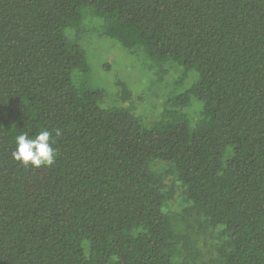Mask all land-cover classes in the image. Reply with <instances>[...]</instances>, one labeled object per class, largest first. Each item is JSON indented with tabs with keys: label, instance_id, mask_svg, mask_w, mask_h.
I'll return each instance as SVG.
<instances>
[{
	"label": "trees",
	"instance_id": "obj_1",
	"mask_svg": "<svg viewBox=\"0 0 264 264\" xmlns=\"http://www.w3.org/2000/svg\"><path fill=\"white\" fill-rule=\"evenodd\" d=\"M94 32L181 68L156 112ZM43 130L53 166L13 159ZM0 264H264V0H0Z\"/></svg>",
	"mask_w": 264,
	"mask_h": 264
},
{
	"label": "rangeland",
	"instance_id": "obj_2",
	"mask_svg": "<svg viewBox=\"0 0 264 264\" xmlns=\"http://www.w3.org/2000/svg\"><path fill=\"white\" fill-rule=\"evenodd\" d=\"M85 47L87 48L88 57L92 65L95 66V69L93 68L92 70L93 78H91L94 84L105 86L109 89L108 85L112 86L114 76L127 79L128 84L130 83V86L135 91L133 95L134 99L138 100L139 94H144L145 99L138 100L139 107L142 110L148 107L146 111L149 114L151 107L156 112V108L163 104L166 93L172 88L176 76L181 72L180 67L174 66L172 74L167 76V83L147 85L149 83L148 76L142 73L140 60L136 55H132L126 51L117 40L109 37L103 38L102 36L95 35L94 32L90 38V47H88V44ZM106 63H108L109 69L104 68ZM104 79L108 85H105ZM143 85L145 86L143 87Z\"/></svg>",
	"mask_w": 264,
	"mask_h": 264
},
{
	"label": "clouds",
	"instance_id": "obj_3",
	"mask_svg": "<svg viewBox=\"0 0 264 264\" xmlns=\"http://www.w3.org/2000/svg\"><path fill=\"white\" fill-rule=\"evenodd\" d=\"M61 133L56 131V136ZM52 133L48 130L40 131L35 138L22 132L15 137V148L11 156L24 167H51L54 165L57 151L52 146Z\"/></svg>",
	"mask_w": 264,
	"mask_h": 264
}]
</instances>
